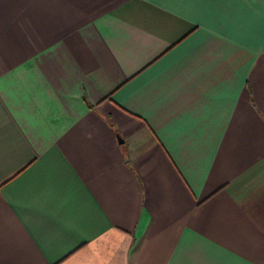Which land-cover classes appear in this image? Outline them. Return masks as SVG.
I'll return each instance as SVG.
<instances>
[{
  "label": "crops",
  "instance_id": "crops-1",
  "mask_svg": "<svg viewBox=\"0 0 264 264\" xmlns=\"http://www.w3.org/2000/svg\"><path fill=\"white\" fill-rule=\"evenodd\" d=\"M0 264H264V0H0Z\"/></svg>",
  "mask_w": 264,
  "mask_h": 264
}]
</instances>
